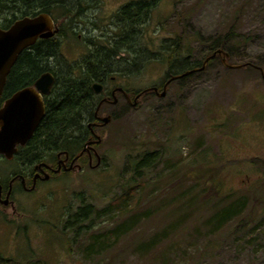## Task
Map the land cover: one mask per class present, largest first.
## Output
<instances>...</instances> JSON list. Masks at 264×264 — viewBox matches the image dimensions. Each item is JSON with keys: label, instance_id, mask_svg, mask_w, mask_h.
<instances>
[{"label": "rangeland", "instance_id": "374dc122", "mask_svg": "<svg viewBox=\"0 0 264 264\" xmlns=\"http://www.w3.org/2000/svg\"><path fill=\"white\" fill-rule=\"evenodd\" d=\"M129 1L87 0L92 7L73 21L81 27L63 38L60 53L74 62L87 52L84 23L102 44V31H115V15ZM143 1L151 5L132 46L106 61L115 85L161 89L172 47L180 60L173 70H184L213 38L226 41L217 47L230 63L264 67V0ZM138 104L108 107L99 165L62 175L31 198L18 196L22 216L0 212V264H264V81L257 68H227L216 57L169 83L164 96L145 93ZM152 151L154 164L137 176L136 159ZM82 202L94 205L98 219L75 236L63 225ZM233 203L240 211L230 219L214 216ZM92 234L107 241L89 256Z\"/></svg>", "mask_w": 264, "mask_h": 264}, {"label": "trees", "instance_id": "16d2710c", "mask_svg": "<svg viewBox=\"0 0 264 264\" xmlns=\"http://www.w3.org/2000/svg\"><path fill=\"white\" fill-rule=\"evenodd\" d=\"M79 2L80 0H0V15H4V22H0V27L2 28L9 27L16 19L37 15L41 12L49 13L57 22H61L58 24L59 31L54 37L39 38L36 43L25 48L18 55L7 76V83L4 89V94H8L12 86L17 88L31 84L44 71L50 70L54 73L56 83L51 97L47 100L46 112L38 130L43 136L41 141L48 142L47 146L52 148H62L67 140L65 137L68 135L70 137L73 136V130L78 129L80 131L84 129L83 119L92 116L91 98L93 91L90 85L93 77L97 74V69L102 68L106 60L115 56L118 50L125 49L131 43V38H136L138 33L135 27L148 16V10L151 5L149 1L143 0H131L125 3L119 9L118 17L126 23L125 25L131 27L132 31L122 32L121 35L113 36L112 41L114 39V42L108 43V46L95 43L87 54L82 55L80 59L68 62V58L60 53L61 38H69L67 30L70 31H68L70 38H75V33L72 29H67V25L69 19H72L71 11L78 6ZM58 6H64V10L56 13L55 10L58 9ZM57 14L61 16L60 20L55 17ZM66 21L68 22L65 25ZM211 42H213L212 45L202 51V54L205 53L202 59L197 60L195 63H187L184 70L182 68L181 70H173V68H177L174 64L180 60L176 56L178 52L177 45L172 47L170 50L171 55L168 59V76L177 75L188 69L201 66L204 58L218 48L217 46L226 45V41L222 38H213ZM49 57L55 59L53 65L48 63ZM179 64L180 67L186 65L182 61ZM47 138L48 141H46ZM157 157L158 153L156 151L139 155L135 161L134 173L139 177L142 176L144 169L153 165ZM94 208L93 204L82 202L71 212L67 213L63 227L72 232L74 231L75 236L94 227L95 220L98 219V213L96 214ZM239 211L240 206L233 203L228 206L227 210L217 212L214 216L219 221H224L230 219ZM87 241L84 252L92 256L105 250L107 237L105 234H102V236L92 234Z\"/></svg>", "mask_w": 264, "mask_h": 264}, {"label": "flooded vegetation", "instance_id": "af4514ba", "mask_svg": "<svg viewBox=\"0 0 264 264\" xmlns=\"http://www.w3.org/2000/svg\"><path fill=\"white\" fill-rule=\"evenodd\" d=\"M86 1L87 0H80L78 6L74 7V9L71 11L72 19H69L67 29H72L74 33H77V30L80 29L81 24H77L73 21H75L77 17H81V15H84L86 10L90 9L93 5L92 4L91 6L87 7L86 5L90 3H85ZM118 12L119 10L117 11L115 19L113 20L115 31L108 33V29L104 28L100 35V38H105L104 41H101L105 46H108V43L114 42V39L112 41L113 36L121 35L122 32L132 31V28L125 25L126 23L121 21L120 17H118ZM49 15L53 20V30L55 32H53V34L48 37H54L59 31L58 24L60 21L57 22V20L51 14ZM84 24L85 26H83V28H86L87 30V36L85 37L88 38H85V41L87 43L86 45L88 52V50L93 47L92 45L98 42L97 40H93L89 35L95 29L92 27H88L86 25L87 23ZM69 32L67 30V35L70 34ZM39 38L46 37H38L36 41ZM63 38H61V45L63 44ZM65 39L68 40L69 38ZM36 41L34 43H36ZM87 52L85 54H87ZM61 55H63V53ZM217 57L221 60L220 56L217 55ZM110 59L112 58H108L106 61H111ZM54 61V58L49 57L48 63L50 65H53ZM253 67L257 68L261 79L264 81V67L260 64L253 65ZM113 71L115 70L112 69V65H108L107 62L104 66H102V68L97 69V74L95 77H93V81L90 87L92 89V84L97 82L102 85V90L99 93H96L92 89V116L83 119L84 129L80 131H78V129L73 130V136L70 137L68 135L67 137H65V139L67 140L66 142H64L62 148H52L50 146H47L48 142L41 141L43 136L38 131L41 120L46 112L47 100L51 97L53 93V87L56 83V76L54 75V73H52L50 70L43 72H50L51 74H53V82L48 93H42L34 85L35 81L43 73L40 74L35 80H33L31 84L17 88L12 86L11 91H9L8 94H4L5 85L7 83L6 77L5 84L0 94V108L3 107L5 101L10 98L11 95L16 91L25 87H33L37 89V91L41 95L44 106V115L33 130L31 136L24 142V144H17L16 151L12 154L11 157L0 153V212L8 214V216H22L24 211L23 208L19 206L20 203L18 202V196L31 198L41 192L44 189L43 187L47 183L58 179L62 175L69 174L76 170H81L86 165L89 168H94L99 165L102 158L97 151V147L103 140V137L100 133L103 127L109 124L112 119L111 110H109L108 107L117 108L120 104L133 107L138 106V101L143 97L145 93L153 92L157 95V93L160 92L159 90H162L163 85L168 81V79L174 76L170 75L166 77V79L162 83L161 89H159L158 86H151L157 87V91L148 89L151 87H147L140 91H135L128 90L120 85H115L116 76L111 74ZM176 79L171 80L169 83ZM112 84H114L113 87H109ZM135 100L137 103L134 105ZM106 116L109 117V120L108 122L103 123V120L101 118ZM98 138L99 140H97ZM46 141H48V138L46 139ZM94 159L96 161L93 164ZM2 163L5 166L1 167Z\"/></svg>", "mask_w": 264, "mask_h": 264}, {"label": "water", "instance_id": "95a60500", "mask_svg": "<svg viewBox=\"0 0 264 264\" xmlns=\"http://www.w3.org/2000/svg\"><path fill=\"white\" fill-rule=\"evenodd\" d=\"M53 32H55L53 30V20L46 12L16 19L6 29L0 27V94L6 77L18 55L25 48L32 45L38 37H48ZM217 55L220 56L222 65L227 68H239L244 65H252L250 62L240 64L230 63V54L223 48L218 47L204 58L201 66L188 69L168 79L157 95L160 97L164 96L167 85L171 80L203 70L207 62ZM52 82L53 75L50 72H46L40 75L34 85L42 93H48ZM37 89L25 87L16 91L5 101L3 107L0 108V153L11 157L16 151L17 144H24L44 115L43 102ZM92 89L96 93H99L102 90V85L97 82L93 83ZM148 89L157 91V87ZM136 103L135 100L134 105ZM101 119L103 123H106L109 117L106 116Z\"/></svg>", "mask_w": 264, "mask_h": 264}, {"label": "bare ground", "instance_id": "6f19581e", "mask_svg": "<svg viewBox=\"0 0 264 264\" xmlns=\"http://www.w3.org/2000/svg\"><path fill=\"white\" fill-rule=\"evenodd\" d=\"M53 75V74H52ZM55 77V76H54Z\"/></svg>", "mask_w": 264, "mask_h": 264}]
</instances>
